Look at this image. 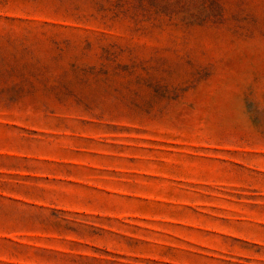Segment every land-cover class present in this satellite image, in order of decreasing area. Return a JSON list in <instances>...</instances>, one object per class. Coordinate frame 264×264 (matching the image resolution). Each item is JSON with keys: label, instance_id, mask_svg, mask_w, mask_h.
<instances>
[{"label": "rangeland", "instance_id": "1", "mask_svg": "<svg viewBox=\"0 0 264 264\" xmlns=\"http://www.w3.org/2000/svg\"><path fill=\"white\" fill-rule=\"evenodd\" d=\"M0 264H264V0H0Z\"/></svg>", "mask_w": 264, "mask_h": 264}]
</instances>
